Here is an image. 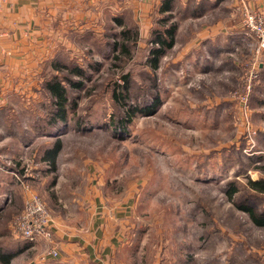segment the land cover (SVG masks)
Segmentation results:
<instances>
[{
  "label": "rangeland",
  "instance_id": "rangeland-1",
  "mask_svg": "<svg viewBox=\"0 0 264 264\" xmlns=\"http://www.w3.org/2000/svg\"><path fill=\"white\" fill-rule=\"evenodd\" d=\"M121 17L122 27L112 20L109 28L84 34L55 58L69 63L67 69L82 71L74 77L82 86L70 89L76 108L67 103V128L81 121L89 130L61 129L65 132L53 137L64 140L60 161L70 155L80 160L75 159L78 168L72 176L67 172L68 179L64 169L56 172V188L47 201L36 194L56 234L52 244L36 247L14 236L11 224L22 212L25 194L23 203L9 205L0 220V244L12 254L10 264H53L54 240L87 228L89 210L81 207L95 194L130 207L134 227L118 264H264V228L254 226L227 198L234 186V202L264 213V194L248 188V181H264V48L250 36L232 42L223 48L220 76L197 81L183 75L177 84L169 62L175 51H167L153 70L152 30L144 37L135 20ZM178 42L182 45V38ZM124 76L130 79L128 101H115L111 93L118 94ZM53 113L38 116L35 125L44 122L58 132ZM32 159L23 156L29 169ZM86 162L97 168L85 172ZM78 198L81 210L75 207Z\"/></svg>",
  "mask_w": 264,
  "mask_h": 264
},
{
  "label": "crops",
  "instance_id": "crops-1",
  "mask_svg": "<svg viewBox=\"0 0 264 264\" xmlns=\"http://www.w3.org/2000/svg\"><path fill=\"white\" fill-rule=\"evenodd\" d=\"M163 1L0 0V220L9 205L23 203L24 194L27 195L24 186L47 201L56 188V172L64 169L63 175L71 172L72 176L78 168L75 164L80 158L70 155L65 158L66 162L60 161L58 153L53 159L52 171L53 164L43 154L52 148L55 139L37 137L39 132L49 131L45 126L35 125V120L38 116H48L45 103L50 96L43 90L42 74L50 61L64 47L71 49L75 40L84 34H97L109 28L112 20L117 19L122 27L125 19L121 16L135 20L136 28L147 37L153 22L164 15L158 12ZM244 5L264 11V0H244ZM239 7L236 0H173L166 14L172 16L169 21L177 27L171 49L175 54L169 59L177 84L183 75L197 81L220 76L226 64L221 55L223 48L249 37L240 25ZM179 10L182 14L176 21ZM60 140L63 144L64 140ZM40 148H43L41 154L37 151ZM28 155L34 161L30 169L23 160ZM87 164L84 171L97 168L95 164L91 167ZM15 173L18 180L13 176ZM70 190L73 189L70 187ZM104 197L95 194L91 200L85 199L86 207L81 209L89 210L87 228L69 239L54 240L58 255L55 260L49 259L51 263L118 264L117 255L125 249L134 227L132 216L130 207L110 204ZM82 200L78 198V204L73 202L77 210H81ZM51 233L52 237L56 236L52 227ZM32 244L39 247L45 242L39 240Z\"/></svg>",
  "mask_w": 264,
  "mask_h": 264
},
{
  "label": "trees",
  "instance_id": "trees-1",
  "mask_svg": "<svg viewBox=\"0 0 264 264\" xmlns=\"http://www.w3.org/2000/svg\"><path fill=\"white\" fill-rule=\"evenodd\" d=\"M173 0H164L162 2L161 7L159 8L158 12L159 14L163 15V17H160L158 19V26L154 29H152L150 37L148 39V42L152 45L151 49L149 50V65L153 70H156L159 66L160 59L164 56V54L169 51L174 46V38L175 33L177 30V27L173 23H169L168 21L172 18L171 15L166 14L169 12V10L172 8ZM161 28V29H160ZM130 35V31L127 29L122 32V37H124V40H128ZM137 36V34H135ZM116 48H121V51L124 53H128L125 46H119L115 44ZM69 63H61L57 59H53L50 61L49 67L45 68L43 72V90L45 91L46 95L50 96V99L47 100V103H45V108L50 110L48 111V114H51V109H53V119L52 122L55 125H58L59 128H57L58 132L55 133V129L47 127L46 123L44 125L47 130V132H42L40 134H44L48 137H59L63 132L72 129L77 130L78 132L81 131H87L89 130L88 127H83V122L77 121L72 127L67 128V112L66 106L67 103L70 101V105L73 109L76 108V102L72 95H70V89H79L82 84L79 80L74 79V77H81L82 71L80 70V67L76 68H69L67 69ZM59 71L63 76L61 77L59 74ZM65 73V75H64ZM124 79V84L120 87L118 94L115 92H112V97L116 101H123L127 102L129 98L128 94V84L130 82L129 77L124 76L122 77ZM158 102V101H157ZM154 111L150 112H144L145 116H149ZM126 123L129 122V120H125ZM126 126V125H125ZM92 128V127H91ZM52 129V130H50ZM65 129V131L61 130ZM39 135V134H38ZM59 135V136H58ZM38 137V136H37ZM63 148V144L60 140V138H55L54 142L52 143V148L45 151L43 154V158L48 159L50 163L53 164L52 171L55 169V164L53 159L57 156V154L61 151ZM18 168L20 167V163H18ZM18 168H15L16 172L19 173ZM23 169V168H22ZM248 188H251L254 192L259 194H264V181H248ZM238 190L231 186L230 191L227 194V198L232 201L233 204H236L240 211L246 214L248 220L251 221V223L259 228H264V213H260L256 211L251 206H246V204H238L234 202L233 196ZM1 247V244H0ZM4 251V252H3ZM6 250H4L3 247L0 248V263L1 264H10L12 254H5Z\"/></svg>",
  "mask_w": 264,
  "mask_h": 264
},
{
  "label": "built area",
  "instance_id": "built-area-1",
  "mask_svg": "<svg viewBox=\"0 0 264 264\" xmlns=\"http://www.w3.org/2000/svg\"><path fill=\"white\" fill-rule=\"evenodd\" d=\"M130 1V0H128ZM142 1V0H135ZM239 1V13L241 15L240 25L243 31L253 37L257 42L259 49L264 48V16L263 12L249 9L244 5V0ZM13 176L18 180L16 173ZM24 201L21 214L12 222L11 227L14 236L17 239L24 240L28 243H36L39 240L51 243V220L48 211L45 209L40 197L29 191ZM53 258L57 256V252L52 251Z\"/></svg>",
  "mask_w": 264,
  "mask_h": 264
}]
</instances>
